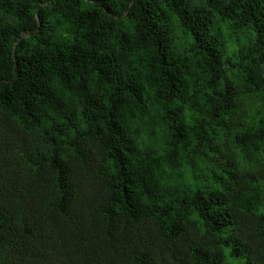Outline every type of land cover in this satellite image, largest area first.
Returning <instances> with one entry per match:
<instances>
[{"label": "trees", "instance_id": "16d2710c", "mask_svg": "<svg viewBox=\"0 0 264 264\" xmlns=\"http://www.w3.org/2000/svg\"><path fill=\"white\" fill-rule=\"evenodd\" d=\"M0 264H264V0H0Z\"/></svg>", "mask_w": 264, "mask_h": 264}]
</instances>
